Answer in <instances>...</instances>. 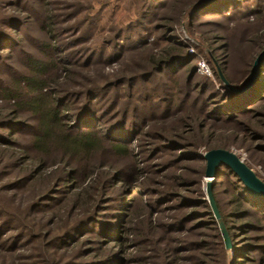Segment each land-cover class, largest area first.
I'll list each match as a JSON object with an SVG mask.
<instances>
[{"label": "rangeland", "instance_id": "rangeland-1", "mask_svg": "<svg viewBox=\"0 0 264 264\" xmlns=\"http://www.w3.org/2000/svg\"><path fill=\"white\" fill-rule=\"evenodd\" d=\"M195 1L150 0L147 7L146 0H0V16L14 22L0 24V85L13 86L18 74L27 70L28 56L40 57L58 66H49L45 75L63 78L64 93L57 97L69 123L95 125L84 119L96 111L101 118L97 129L113 137L120 133L111 124L116 128L125 112L126 129L133 133H121L119 141L132 154L116 157L106 152L103 157V169L122 168L125 179L124 184L113 185L107 179L100 183L102 193L92 221L79 225L63 248L52 246L47 255V232L75 222L74 217H64V209L71 210L64 198L82 174L54 183L44 207L30 214V220L18 219L17 230L7 231L11 243L4 245L15 244L12 240L20 230L30 231L34 238L25 239L12 259L21 264H164L168 258L167 263L174 264L176 251L187 252L177 247L176 238L188 242L206 238L209 245L204 251L213 258L212 264H264V197L244 188L247 201L242 205L247 208H238L227 166L217 168L210 187L229 237L230 247H225L206 194L203 158L214 148L232 151L264 181V102L249 106L243 115L224 113L229 94H245L255 85L243 92L231 90L245 81V71L264 47L251 41L264 30V0H217L186 13ZM16 2L20 7H15ZM48 13L57 28L53 40L57 49L44 45L49 37L40 21ZM3 29L10 36L2 34ZM168 48L178 57L143 79L151 70L149 57L156 58ZM212 59L230 87L219 79ZM202 61L209 73L200 68ZM60 67L69 78L63 77ZM95 86L102 89L90 99L85 92ZM20 114L19 120L34 122L31 113ZM75 115L82 117L81 122ZM13 128L0 127L17 142L15 147L2 146L0 206L23 214L32 203L35 183H43L34 179L12 188L13 179L33 162L28 155L36 156L35 150H29L27 127ZM17 156L26 157L18 168L9 165ZM122 237L124 246L115 258L109 253L117 251ZM11 258L0 254V264H10Z\"/></svg>", "mask_w": 264, "mask_h": 264}, {"label": "trees", "instance_id": "trees-1", "mask_svg": "<svg viewBox=\"0 0 264 264\" xmlns=\"http://www.w3.org/2000/svg\"><path fill=\"white\" fill-rule=\"evenodd\" d=\"M149 1L150 0H146L144 5L147 7L150 6ZM200 1L201 0H196L192 3L186 13ZM212 1L201 4L199 9L213 3ZM15 7H20L18 2H16ZM140 13H142V11ZM11 21L12 18L8 19V16L6 15L0 16V24H14V22L12 23ZM40 22L41 29L49 37V42H46L47 44L45 43L44 45L46 47H54L55 45L53 40L55 39V32L57 28H55L53 16L50 13L45 14ZM3 30L4 33L2 32V34L10 36L8 30ZM1 36L2 35H0V39L2 38ZM252 40L260 43L259 46L264 45V30L258 31L251 38V41ZM41 48L43 49L44 46ZM57 48L54 47L52 49ZM175 51L176 50L172 48H168L164 49L156 58H154V55L150 56L148 62L150 65L148 66H150L151 70L143 74V79L149 78L153 72L162 69L164 65L171 63L174 58L178 57L177 55H174L176 53ZM26 64L28 67L27 70L18 74L19 76L13 80V86L3 83L0 85V107L6 108V110H0V127H6L9 129H14L13 127H27L25 128L26 131L31 132L29 150L36 151V156H32L31 154L28 155V157H33V162L29 164L20 175H17L13 179L11 184L12 188H21L26 183L28 184L31 181H34V179H39L38 181L43 184L35 183L37 187L32 193V203L27 209H25L23 214L18 212L15 208L8 212V209L0 206V254L4 255L8 253L10 258L13 253L22 247V243L25 242V239L31 241L34 238L31 236L30 231L24 230L22 232V230H20L21 234H18L12 240L15 244H10L9 246L4 245L11 243V241H9L11 236L7 235V231L17 230L21 224L18 223V219L23 216L30 220V214L35 213L44 207L43 205L45 204L43 203V200H45L46 197H49L47 196L49 195L48 191L54 183L58 184L60 182L74 180L75 178L78 179V174H82L77 181L79 183L74 184L67 189L64 198V202L65 200H68V202L71 203L70 211H68V208L64 209V212H66L64 217L66 220H70L74 217L75 222L66 229L64 227V229L57 227L58 232H54L49 228L50 232L47 233H49L50 236L48 237L47 245L44 248L47 255H50V249L52 246H55L56 248H63V245L67 243V240L71 237L72 233L76 229H79V225L83 226L87 222L92 221L98 196L100 195L101 197L102 193L100 186L101 182H104L107 179V181L109 180V182L114 183L113 185H117L118 183L124 184V169L115 168L113 166H110V168H106L105 170L103 169L105 166L103 164V157L106 152H110L116 157H119L120 155L132 154L131 149L127 145L119 142L122 140L121 133H127L128 135L133 134L126 129V119L123 117L125 116V112H123V116L121 115V118L117 120L118 122H116V128H113L114 122L111 124V129L117 130L118 133H120L113 137H109L107 134L101 133V131L97 129V125L101 121V118L98 116L99 114H97L96 111L88 112L89 115H87L84 120H93V122L97 124L93 125L92 122H81L80 119L82 117L79 115H75L76 122L79 123L80 121L81 124H71L67 120L66 113L61 110V105L60 102H58L57 97V94L60 92L62 93L64 90L62 87L64 84V81L62 80L63 78L51 76L47 77V75H45L46 71L49 70V66L52 65H48L49 62L46 63L40 57H34L31 55L28 56ZM56 67L58 66L55 64V66H52L51 69ZM249 70L250 68H247L245 71L246 76L248 75ZM60 71L63 73V77L65 79L69 78V72L67 74L64 67H60ZM133 79L135 78H131L130 80ZM254 84L255 85L251 88V90L245 94H235L234 96H232L233 94H229L230 98L228 99V102L225 103L224 113L228 112L227 115L230 113L243 115L249 111V106L254 105L255 103L259 104L264 102V88H262V85H264V63L260 66L259 74L256 77ZM237 85L238 84H236V86ZM22 89L25 91L22 92ZM99 89L102 88L95 86L91 90L85 92V94L89 95V98L91 96V98H95L96 92H98ZM22 112L31 113L34 122L28 124L25 118L23 120H19L18 117L19 115H22L20 114ZM10 136V134L0 131V158L3 156L1 150L4 149L3 147L5 145L12 147L17 146L16 140H13ZM22 147L24 148V151L27 150L24 146ZM10 154H12V152ZM22 159L24 160L26 157L23 156L22 158V156H17L10 161L9 165L18 168ZM136 172H139L138 168H136ZM227 175L235 187V190L232 193L235 205L238 208L245 207L242 205V201H247V198L243 196V185L228 167ZM61 202L62 200L59 201L58 204ZM62 220L63 215L61 217L58 216L57 223ZM147 227L149 230L153 227L150 219L147 222ZM216 237H219L218 234L215 238ZM125 239V237H122L121 240L118 241L119 248L117 247V251L112 250L109 254L116 258L122 249L121 247L124 246L123 242ZM175 241L177 243V247H181V249L187 252L181 255L179 254L181 250L176 251L174 264H212L213 258H211V255L208 252L204 251L205 247L209 245L206 238H199L198 240H193L191 242H188L190 240L186 238H176ZM168 261L169 260L167 258L164 264H168ZM10 264L21 263L16 261L15 258H11ZM71 264L80 263L71 262ZM83 264L90 263L86 262Z\"/></svg>", "mask_w": 264, "mask_h": 264}, {"label": "water", "instance_id": "water-1", "mask_svg": "<svg viewBox=\"0 0 264 264\" xmlns=\"http://www.w3.org/2000/svg\"><path fill=\"white\" fill-rule=\"evenodd\" d=\"M208 1H212V0H201L198 4L194 6V8L190 11V13L198 9L201 4L206 3ZM212 63L219 79L227 87H230L224 75L222 74L219 65L213 59H212ZM262 63H264V47H262L261 50L257 53V55L254 57L251 68L249 70V73L245 81L241 84V86L237 88H231V90L233 92H243L249 89L253 85L258 75ZM203 158L205 159V163H206L205 176H207L208 179L209 178L213 179L217 168L220 165H225L238 178V180L243 184L244 188L248 192H250L254 196L264 197V181H262L254 173V171L242 159L239 158V156L236 153L222 148H214L206 151L203 154ZM210 181L211 180L207 181V185H206V194H207L209 206L213 211L214 217L218 221L219 229L225 242V247L229 248L230 247L229 237L226 228L220 219L218 209L214 202V198L212 196L211 187H210Z\"/></svg>", "mask_w": 264, "mask_h": 264}, {"label": "built area", "instance_id": "built-area-1", "mask_svg": "<svg viewBox=\"0 0 264 264\" xmlns=\"http://www.w3.org/2000/svg\"><path fill=\"white\" fill-rule=\"evenodd\" d=\"M200 68L205 72L209 73V67L206 62L202 61V63L200 64Z\"/></svg>", "mask_w": 264, "mask_h": 264}, {"label": "bare ground", "instance_id": "bare-ground-1", "mask_svg": "<svg viewBox=\"0 0 264 264\" xmlns=\"http://www.w3.org/2000/svg\"><path fill=\"white\" fill-rule=\"evenodd\" d=\"M205 179H206V181H209V180H211L210 178L208 179V177H207V176H205Z\"/></svg>", "mask_w": 264, "mask_h": 264}]
</instances>
